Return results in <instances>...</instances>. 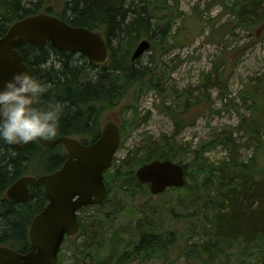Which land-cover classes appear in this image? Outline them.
I'll return each instance as SVG.
<instances>
[{"label": "trees", "instance_id": "trees-1", "mask_svg": "<svg viewBox=\"0 0 264 264\" xmlns=\"http://www.w3.org/2000/svg\"><path fill=\"white\" fill-rule=\"evenodd\" d=\"M51 1L0 0V35H4L18 18L44 11L73 26L101 32L107 41L109 57L105 62L96 64L88 61L82 53H64L49 43L41 46L30 43L18 45L17 50L32 69V75L42 83L51 85L38 106L60 102L63 113L57 135L76 136L88 143L98 137L106 111L114 112L119 103L128 97L117 120L121 139H125L127 133L151 113L147 111L144 116L140 115L138 96L147 92L149 87L155 88L160 94L163 82L169 75L158 63L159 55L155 54L154 45H151L152 64L145 67L138 66L137 60H131L133 47L137 39L147 40V37L156 33L160 36L158 48L162 47L161 41H168L165 48L181 43L182 40L175 39L177 31L168 25V21L172 23L181 15V11L167 0H137V3L134 0H64L60 12L55 5L48 4ZM216 2L222 5L221 13H226L228 20L221 21L220 14L211 23L210 18L194 15L200 25L206 22L211 26V31L206 34L208 40L217 37L218 41L223 38V33H229L237 26L252 31L264 24V0H213L211 4ZM164 6L169 7L163 9ZM218 21L221 22L214 27ZM181 38L186 39L183 34ZM221 65L222 62L203 74L201 86L204 90L199 94L204 99H207L206 91L209 88L221 85L218 83ZM263 78L264 72L261 77L253 79L254 83L242 93L243 98L252 103L247 105L251 108L248 118L239 114L241 121L229 132L215 134L213 139L199 141L192 148L190 145H180L177 134L182 127L193 122L186 119V113L193 112L192 107L199 103V99L197 97L191 106L188 94L185 99H182L183 94H175L177 112L171 113L166 104L161 108L157 106L158 110L170 115L174 121L172 134H164L160 140L147 137L140 147L128 150L117 161L114 158L112 165L105 169L104 180L110 192L124 188L128 193H144L150 198L146 185L137 181L135 169L155 158L180 162L185 170V183L167 190L172 193L175 203L183 202L197 209L196 212L200 211L201 224H196L197 216L195 220H188L192 213H176L174 207L168 208L169 201V204L164 203L159 207L152 206L151 212H158L161 207L171 219H183L187 222L185 232L170 227L172 220L167 219L162 223L165 218L159 217L156 221L144 214L134 221L132 228L127 229L129 235L123 240L121 230L112 229L118 217L116 210L90 214L87 223L81 220L85 216L82 214L78 219L80 234L84 235V239L71 243L75 257L72 264H126L133 258L143 259L175 247H182L186 260L193 264H229L227 260L230 252L235 253L236 264H251L260 260L264 252V103L258 101V97L264 96ZM130 94L137 96L133 99ZM236 111L239 113V109ZM234 131L245 132L258 143V154L253 153L247 162L239 157ZM218 144H223L227 152L223 159L215 163L205 153ZM186 149L190 152L188 159L183 152ZM63 157L64 153L59 154L57 146L45 148L36 140L22 150L0 140V245L26 251L30 246L27 233L30 220L48 201L41 185L31 187L30 199L20 203L10 201L5 196L8 186L35 163H42L47 166V171H52L62 164ZM117 180H123L126 186L117 184ZM100 227L107 233L112 230L111 235L106 238L107 235L101 231L97 239L95 234ZM195 227L198 233L208 236L197 241L191 240ZM96 239L97 242H94ZM105 239L108 241L104 242ZM222 254L226 257L223 262L219 260ZM166 264H171V260L168 259Z\"/></svg>", "mask_w": 264, "mask_h": 264}, {"label": "rangeland", "instance_id": "rangeland-1", "mask_svg": "<svg viewBox=\"0 0 264 264\" xmlns=\"http://www.w3.org/2000/svg\"><path fill=\"white\" fill-rule=\"evenodd\" d=\"M64 0H53L50 6L55 5L60 12L63 9ZM132 1V0H127ZM137 3V0H134ZM171 6L178 7L181 11V15L176 17L174 21H168V25H171L173 31H177L175 39L182 40L181 43L171 44L169 48H165L168 41H161L162 47L158 48L160 42V36L158 33L147 37L150 41V47L142 56L137 59L138 66H150L152 63V47L154 45L155 54L159 55L158 63L168 72L166 81L163 82V90L158 94V91L153 87H149L147 92L143 95L138 96L137 105L140 115L144 116L147 111H150V115L145 120H140L139 125L127 133L125 139H122L120 148L115 153V159L122 158L128 152V150L140 147L143 141L150 137L153 140H160L164 134L170 135L174 130V121L170 115H167L164 111L158 110V107H162L163 104L169 105L171 113L177 112L175 110L176 100L174 99L175 94H183L182 99L187 97L191 106L199 99V103L192 108L193 112H188L186 119L193 120L188 122L189 124L182 127L177 134V141L180 145H190L195 147L199 141L210 140L215 137V134H221L223 131L229 132L230 128H234L239 124L241 118L239 114H242L244 118H248L251 112V108L247 105L252 104L251 100L243 98L242 93L246 88L250 87L254 82L253 79L261 77L264 72V24L253 29L252 31L246 30L243 27L237 26L233 31L229 33H223V38L218 39L214 37L211 40L206 38V34L211 31V26L206 22L205 24L197 23L195 14H199L203 19L210 18L209 22H215L214 17L221 14V21H226L229 16L226 13H221L222 5L219 3L211 4L213 0H167ZM137 5V4H136ZM169 6H164L163 9H168ZM195 10L197 12H195ZM169 11V10H164ZM169 14V13H167ZM215 24L217 27L219 24ZM201 28L203 31L201 32ZM175 34V33H174ZM173 34V35H174ZM182 34L186 38H181ZM215 36V35H213ZM211 36V38L213 37ZM217 36V35H216ZM145 38V37H143ZM141 39V38H139ZM137 39L136 44L139 42ZM166 43V44H165ZM87 59V57H86ZM88 60V59H87ZM89 61V60H88ZM221 65V75H219L218 83L220 86L209 88L207 93V99H204L199 92L204 90L201 86L203 82V74H207L212 67ZM154 64V63H153ZM264 83V78L261 80ZM264 85V84H263ZM264 89V87H263ZM137 95L130 94V97L135 99ZM257 98V97H256ZM128 97L124 101L119 103V107L114 112L111 110L106 111L102 118L104 121L107 118H111L114 121L118 120L119 111L123 104L126 103ZM258 101L264 103V96L258 97ZM239 109V113L236 111ZM188 120V121H189ZM234 137L236 145L238 146V154L242 161L247 160L257 153L258 143L253 141L245 132L234 131ZM264 139V133L262 135ZM62 144L57 145L59 154L61 153ZM65 151V149H64ZM186 159L190 158V152L186 149L183 150ZM226 147L223 144H218L212 148L211 151L205 153L206 156L210 157V161L223 159L226 155ZM261 160V156H257ZM47 172V166L42 163H35L25 174L31 176H37ZM123 180H117L116 183H121L125 187L126 183ZM148 192V191H147ZM149 194V193H148ZM172 193L165 190L164 193L148 197L147 194L134 192L128 193L123 189L116 191L113 190L109 194L107 201L100 205L85 206L83 207L82 214L84 222H89L87 216L93 213H98L103 210H116L117 218L112 226V229L119 228L121 230V238L124 240L129 232L128 228H132L134 221L142 217L144 214L152 217V220L164 219L162 223L167 219L172 220L170 227L177 228L178 231H184L186 229L187 222L183 219L174 220L171 219L167 211L160 207L158 212H151V207H159L170 201L168 208L174 207L176 213H192L188 220H195L196 224L202 223V214L195 208L189 207V205L178 202L175 203V198L172 197ZM168 201V202H166ZM172 205V206H171ZM151 212V213H150ZM189 222V221H188ZM159 230V229H158ZM95 237L104 232L108 236L111 235L112 230H96ZM114 231V230H113ZM160 231V230H159ZM201 232L198 233V229L195 227L191 240L197 241L207 237ZM84 235H77L73 239L67 240L62 249V260L60 264H72L74 262V255L72 248L73 240L77 243L83 241ZM98 239V238H97ZM97 239L94 242H97ZM107 242L108 239L103 240ZM176 249L169 248L167 251L161 253L156 252L149 256H145L143 259L138 257L133 258L126 264H166L167 260H171V264H193L189 260H186L183 254L182 247H175ZM227 253V252H226ZM79 255V253H78ZM235 253L230 252V256L227 261L229 264H236ZM231 258V259H230ZM224 254L219 256V260H225ZM252 259V256L250 260ZM217 262V261H216ZM215 262V263H216ZM223 262V261H222Z\"/></svg>", "mask_w": 264, "mask_h": 264}, {"label": "water", "instance_id": "water-1", "mask_svg": "<svg viewBox=\"0 0 264 264\" xmlns=\"http://www.w3.org/2000/svg\"><path fill=\"white\" fill-rule=\"evenodd\" d=\"M25 43L36 46L49 43L62 52L78 51L96 63L105 61L109 55L101 33L70 25L46 12L29 14L17 19L0 36V84L17 71H27L32 75L31 68L16 49L19 44ZM149 46L148 41L142 40L133 51L131 59L135 60L144 54ZM119 140L118 124L110 119L104 121L99 137L89 144L63 135H57L51 140L37 139L43 146L63 143L67 157L52 172L39 176L23 175L8 186L5 193L7 199L24 202L30 196L28 184H42L48 203L31 220L28 229L30 248L20 252L0 245V264H56L64 236L77 233L79 228L77 211L84 205L102 202L107 197L103 170L110 164ZM27 144L13 146L22 150ZM135 174L139 182L148 184L152 195L163 192L166 187L181 186L185 182L183 168L170 159H152L141 164ZM254 264H264V254L262 260Z\"/></svg>", "mask_w": 264, "mask_h": 264}, {"label": "clouds", "instance_id": "clouds-1", "mask_svg": "<svg viewBox=\"0 0 264 264\" xmlns=\"http://www.w3.org/2000/svg\"><path fill=\"white\" fill-rule=\"evenodd\" d=\"M50 87L23 70L14 72L0 84V140L27 144L57 136L63 105L49 102L44 107L38 106Z\"/></svg>", "mask_w": 264, "mask_h": 264}, {"label": "bare ground", "instance_id": "bare-ground-1", "mask_svg": "<svg viewBox=\"0 0 264 264\" xmlns=\"http://www.w3.org/2000/svg\"><path fill=\"white\" fill-rule=\"evenodd\" d=\"M142 40H146V39H142ZM142 40H141V41H142ZM141 41H139L138 44H139ZM146 41H148L149 44H151L150 41H149L148 39H147ZM138 44H137V45H138ZM137 45H136V46H137ZM149 47H150V46H149ZM135 49H136V47L133 49V51H134ZM133 51H132V54H133ZM131 57H132V55H131ZM131 60H132V59H131ZM132 61H134V60H132ZM155 159H158V158H155ZM164 159H168V158H164ZM164 159H161V160H164ZM170 160H171V159H170ZM151 161H152V160H151ZM148 162H149V161H148ZM144 163H146V162H144ZM142 164H143V163H142ZM180 165H181V164H180ZM181 167L183 168L182 165H181ZM183 171L185 172L184 168H183ZM135 172H136V170H135ZM183 176H184V175H183ZM135 177H136V174H135ZM136 179H137V178H136ZM184 179H185V178H184ZM137 181H138V180H137ZM138 182H139V181H138ZM140 183H141V182H140Z\"/></svg>", "mask_w": 264, "mask_h": 264}, {"label": "flooded vegetation", "instance_id": "flooded-vegetation-1", "mask_svg": "<svg viewBox=\"0 0 264 264\" xmlns=\"http://www.w3.org/2000/svg\"><path fill=\"white\" fill-rule=\"evenodd\" d=\"M62 151H64V148H60ZM73 236H75V235H73ZM69 238H72V236H69ZM59 259H62V256H61V251L59 252V254H58V261H59Z\"/></svg>", "mask_w": 264, "mask_h": 264}]
</instances>
